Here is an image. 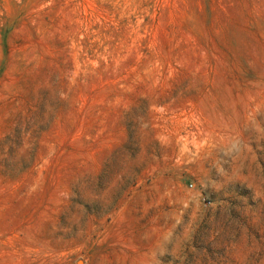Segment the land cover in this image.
<instances>
[{"label":"rangeland","instance_id":"1","mask_svg":"<svg viewBox=\"0 0 264 264\" xmlns=\"http://www.w3.org/2000/svg\"><path fill=\"white\" fill-rule=\"evenodd\" d=\"M0 264H264V0H0Z\"/></svg>","mask_w":264,"mask_h":264}]
</instances>
